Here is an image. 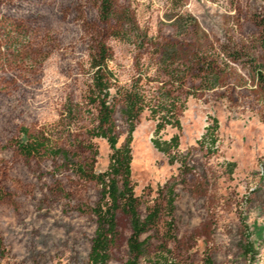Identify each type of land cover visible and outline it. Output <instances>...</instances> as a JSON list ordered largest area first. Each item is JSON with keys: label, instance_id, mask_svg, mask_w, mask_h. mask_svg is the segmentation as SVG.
I'll return each mask as SVG.
<instances>
[{"label": "rangeland", "instance_id": "obj_1", "mask_svg": "<svg viewBox=\"0 0 264 264\" xmlns=\"http://www.w3.org/2000/svg\"><path fill=\"white\" fill-rule=\"evenodd\" d=\"M98 0H0V264H88L100 187L58 157L26 156L18 146L42 135L74 164L103 173L110 150L92 138L88 62L106 43L116 85L117 147L127 138L119 92L136 80L153 95L174 82L158 51L174 50L190 72L179 98L180 130L155 134L149 110L131 134L130 181L140 217L159 208L140 264H264V92L258 21L264 0H115L124 34L98 21ZM169 72V70H167ZM71 112L68 113V110ZM213 132L214 144L210 140ZM178 137L168 155L153 140ZM173 187L172 227L165 211ZM123 240L130 232L117 215ZM255 253L248 261L243 248ZM124 242L108 264H125Z\"/></svg>", "mask_w": 264, "mask_h": 264}, {"label": "trees", "instance_id": "obj_2", "mask_svg": "<svg viewBox=\"0 0 264 264\" xmlns=\"http://www.w3.org/2000/svg\"><path fill=\"white\" fill-rule=\"evenodd\" d=\"M97 16L101 24L113 23L116 31L112 33V38H117L119 34L126 33L125 22L119 19L115 5V0H98ZM260 28L259 46L262 51L263 63L255 73V80L260 89L264 92V16L258 21ZM159 62L166 66V70L159 71L160 76H168L173 79L169 85L161 84L157 87L153 95H147L137 87L139 79L127 88L120 95V115L127 126V138L123 146L117 147V133L114 123V114L117 104L116 96L111 92L116 85L115 75L110 69L113 55L103 42H97L93 52L89 57L88 72L89 79L86 85L87 105L95 111V126L92 133H88L92 138H99L106 141L110 150L109 164L103 173H94L89 165L73 164L69 158V153L56 147L47 141L42 135L27 136L25 130L21 134L26 137L25 142H21L18 149L26 156L40 155L61 158L65 164H71L73 174L79 179L93 181L100 187V204L92 209L91 213L95 219V230L90 241V251L88 254V264H108L111 260L113 250L119 247L121 242L125 243L127 260L125 264H140L149 251L148 240L141 238L146 235L152 225L155 224L159 208L154 207L141 218L138 211V201L134 196L133 187L130 181L131 163V134L139 116L144 110H149L151 117L157 120L155 134L159 133L166 126L180 130L178 111L180 109L179 98L173 96L184 86V80L191 69L185 67L180 71V67L173 68L176 62L184 64L183 56H178L174 50L169 52L158 51ZM169 70V72H167ZM71 109L68 110V113ZM211 131V144H214L213 132L217 129L216 123ZM153 147L160 153L169 156L171 150L178 147V137H172L169 141H152ZM166 198L165 211L170 218L169 228L172 227V215L174 210V190L169 187L164 196ZM122 213L128 224L129 236L125 241L119 232L117 215ZM243 255L248 261L254 260V251L250 244L243 248ZM209 264V261L208 263Z\"/></svg>", "mask_w": 264, "mask_h": 264}]
</instances>
